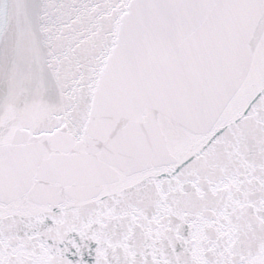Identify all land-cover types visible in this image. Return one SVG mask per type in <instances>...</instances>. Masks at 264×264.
Instances as JSON below:
<instances>
[{
    "label": "snow or ice",
    "instance_id": "6c2138e0",
    "mask_svg": "<svg viewBox=\"0 0 264 264\" xmlns=\"http://www.w3.org/2000/svg\"><path fill=\"white\" fill-rule=\"evenodd\" d=\"M0 264H264V0H0Z\"/></svg>",
    "mask_w": 264,
    "mask_h": 264
}]
</instances>
